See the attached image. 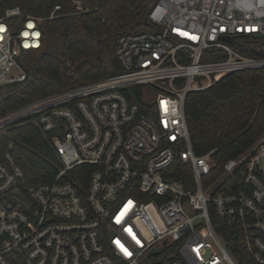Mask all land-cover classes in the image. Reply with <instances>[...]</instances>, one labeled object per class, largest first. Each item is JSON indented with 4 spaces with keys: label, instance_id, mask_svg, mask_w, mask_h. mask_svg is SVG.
Returning a JSON list of instances; mask_svg holds the SVG:
<instances>
[{
    "label": "built area",
    "instance_id": "1",
    "mask_svg": "<svg viewBox=\"0 0 264 264\" xmlns=\"http://www.w3.org/2000/svg\"><path fill=\"white\" fill-rule=\"evenodd\" d=\"M41 20L4 10L0 87L27 79L17 57L41 46ZM146 22L119 36L120 73L0 117L1 132L37 126L56 165L30 176L0 155V264H264V133L218 168L215 149L194 152L184 109L229 73L264 69L233 46L264 35V0H158Z\"/></svg>",
    "mask_w": 264,
    "mask_h": 264
},
{
    "label": "trees",
    "instance_id": "2",
    "mask_svg": "<svg viewBox=\"0 0 264 264\" xmlns=\"http://www.w3.org/2000/svg\"><path fill=\"white\" fill-rule=\"evenodd\" d=\"M157 1L90 0L83 3L88 10L81 12L71 0H0V17L6 8L18 6L24 14L42 19L41 46L21 49L17 57L27 79L0 87V117L53 93L120 73L119 36L148 30L146 17ZM56 5L59 16L48 19ZM23 20L8 21L13 33ZM233 46L243 55L264 57V35H238ZM219 54L207 52L204 60L221 59ZM263 96L264 69L229 73L206 90L190 93L184 109L194 152L202 155L215 149L213 158L221 168L228 158L258 142L264 133ZM9 150L30 176L56 169L53 148L37 126L19 124L0 131V155ZM222 232L237 255L239 246L230 229Z\"/></svg>",
    "mask_w": 264,
    "mask_h": 264
},
{
    "label": "rangeland",
    "instance_id": "3",
    "mask_svg": "<svg viewBox=\"0 0 264 264\" xmlns=\"http://www.w3.org/2000/svg\"><path fill=\"white\" fill-rule=\"evenodd\" d=\"M75 7L77 8L78 5L75 4ZM78 10H80L81 12H84V10H88V9H85L84 5L83 4H80ZM13 72L18 73V70L13 69Z\"/></svg>",
    "mask_w": 264,
    "mask_h": 264
},
{
    "label": "water",
    "instance_id": "4",
    "mask_svg": "<svg viewBox=\"0 0 264 264\" xmlns=\"http://www.w3.org/2000/svg\"><path fill=\"white\" fill-rule=\"evenodd\" d=\"M227 40H229L230 42H232L234 39H233V37H229V38H227Z\"/></svg>",
    "mask_w": 264,
    "mask_h": 264
},
{
    "label": "snow or ice",
    "instance_id": "5",
    "mask_svg": "<svg viewBox=\"0 0 264 264\" xmlns=\"http://www.w3.org/2000/svg\"><path fill=\"white\" fill-rule=\"evenodd\" d=\"M0 31H2V29H0Z\"/></svg>",
    "mask_w": 264,
    "mask_h": 264
}]
</instances>
